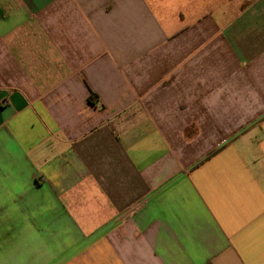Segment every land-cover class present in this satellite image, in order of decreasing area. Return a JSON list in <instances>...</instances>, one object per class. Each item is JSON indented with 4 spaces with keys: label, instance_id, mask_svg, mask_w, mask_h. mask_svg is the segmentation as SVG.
<instances>
[{
    "label": "crops",
    "instance_id": "0c3cea01",
    "mask_svg": "<svg viewBox=\"0 0 264 264\" xmlns=\"http://www.w3.org/2000/svg\"><path fill=\"white\" fill-rule=\"evenodd\" d=\"M0 264H264V0H0Z\"/></svg>",
    "mask_w": 264,
    "mask_h": 264
},
{
    "label": "trees",
    "instance_id": "16d2710c",
    "mask_svg": "<svg viewBox=\"0 0 264 264\" xmlns=\"http://www.w3.org/2000/svg\"><path fill=\"white\" fill-rule=\"evenodd\" d=\"M89 100H90V101H92V100H93V97H92V96H90V97H89Z\"/></svg>",
    "mask_w": 264,
    "mask_h": 264
}]
</instances>
